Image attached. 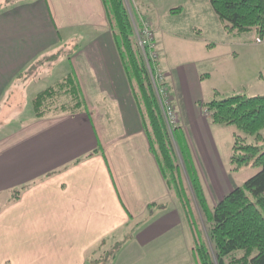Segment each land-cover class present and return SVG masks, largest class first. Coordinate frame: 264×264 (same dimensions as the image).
Returning a JSON list of instances; mask_svg holds the SVG:
<instances>
[{
    "label": "crops",
    "instance_id": "0c3cea01",
    "mask_svg": "<svg viewBox=\"0 0 264 264\" xmlns=\"http://www.w3.org/2000/svg\"><path fill=\"white\" fill-rule=\"evenodd\" d=\"M65 51L74 52L65 57L68 67L28 71ZM71 72L87 112L42 119L27 113L39 93ZM201 76L191 68L173 78L182 89L172 102L207 199L221 202L234 187L213 133L230 128L204 115ZM25 185L32 186L13 201ZM124 229L132 234L112 264H198L189 224L144 132L102 0H31L0 10V264H86L94 246Z\"/></svg>",
    "mask_w": 264,
    "mask_h": 264
},
{
    "label": "trees",
    "instance_id": "16d2710c",
    "mask_svg": "<svg viewBox=\"0 0 264 264\" xmlns=\"http://www.w3.org/2000/svg\"><path fill=\"white\" fill-rule=\"evenodd\" d=\"M30 1L2 0L0 10ZM208 1L226 34L241 37L253 33L255 43H264V0ZM102 2L151 151L170 196L180 204L192 232L193 251L198 264H264V95H238L200 102L203 113L208 115L212 125L237 129L233 134L231 158L235 169L250 164L259 169L244 187L233 189L211 209L189 149L181 140L182 129L178 124L173 128L168 126L139 47L135 28L141 32L142 23L147 18L141 21L133 11L129 12L130 0ZM132 17L135 22L139 20L136 26ZM56 58H43L32 64L28 71L35 70L36 75L46 62ZM164 87L168 90L165 84ZM32 105L37 119L77 116L88 110L73 72L39 93ZM171 106L174 109L172 99ZM249 138L253 139L252 144L247 143ZM100 152L101 149H98L92 155ZM31 186L25 185L16 190L13 201H17ZM154 207L157 204L149 207L151 214ZM131 234V231L127 233L124 229L105 238L87 253L86 264H112Z\"/></svg>",
    "mask_w": 264,
    "mask_h": 264
},
{
    "label": "rangeland",
    "instance_id": "374dc122",
    "mask_svg": "<svg viewBox=\"0 0 264 264\" xmlns=\"http://www.w3.org/2000/svg\"><path fill=\"white\" fill-rule=\"evenodd\" d=\"M129 3L128 10L133 11L135 17L137 15L141 21H145L143 15H147L148 20L145 22L150 24L153 44L157 46L155 50L159 55L157 70L160 69L164 75L165 86L173 102L178 100L177 93L182 89V86H176L180 82L173 78L180 79L184 70L191 68L202 75L200 87L205 102L224 100L238 95L247 97L264 95V43H255L256 36L253 33L241 37L226 34L208 0H137L136 2L130 0ZM179 7L183 8L181 12H171ZM136 22L133 19L134 26L139 20ZM135 29L138 36V29ZM80 37L87 36L81 34ZM139 47L143 54L140 44ZM70 53L74 52L65 51L64 54L56 52L55 55L59 54L56 56V62L45 64L42 71L60 70L66 63L68 67L70 63L65 57L67 59ZM56 79H60V74H57ZM32 112L33 106L30 104L27 113ZM226 128H230L227 131L229 134H222V131L217 133L216 129L213 133L219 158L227 179L234 189L242 188L259 172V169L252 164L239 170L235 169L236 165L232 163L231 158L233 134L237 129ZM247 143L252 144L253 139L249 138ZM208 199L211 209L220 201L218 198Z\"/></svg>",
    "mask_w": 264,
    "mask_h": 264
},
{
    "label": "built area",
    "instance_id": "2783aa9c",
    "mask_svg": "<svg viewBox=\"0 0 264 264\" xmlns=\"http://www.w3.org/2000/svg\"><path fill=\"white\" fill-rule=\"evenodd\" d=\"M138 37L165 119L169 127H174L176 125V113L171 106V98L169 97L168 90L164 87V75L157 70L156 62L158 60V54L155 50L156 46L153 44L150 24L147 22L142 23V31H138ZM206 116L208 115L206 114Z\"/></svg>",
    "mask_w": 264,
    "mask_h": 264
}]
</instances>
